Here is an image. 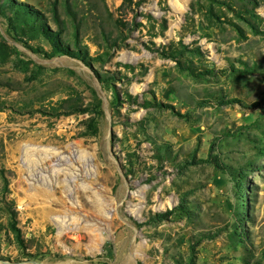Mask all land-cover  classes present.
<instances>
[{"label":"rangeland","instance_id":"obj_1","mask_svg":"<svg viewBox=\"0 0 264 264\" xmlns=\"http://www.w3.org/2000/svg\"><path fill=\"white\" fill-rule=\"evenodd\" d=\"M9 262L264 264V0H0Z\"/></svg>","mask_w":264,"mask_h":264},{"label":"bare ground","instance_id":"obj_2","mask_svg":"<svg viewBox=\"0 0 264 264\" xmlns=\"http://www.w3.org/2000/svg\"><path fill=\"white\" fill-rule=\"evenodd\" d=\"M75 148V147H74ZM36 150V151H35ZM36 152V153H35ZM46 158V152L44 150H42L41 148H29L28 146H23L22 147V160L24 162V165L27 169L31 170V169H35L37 168L36 166L38 165L39 162H41L43 159ZM76 159L79 161L80 165L88 170L89 167V163H88V157H87V153L82 150L77 148V153H76ZM23 165V163H22ZM59 168V167H56ZM51 170H53L51 168ZM55 170V168H54ZM61 170V169H59ZM63 170V169H62ZM65 170V169H64ZM32 172V171H31ZM52 172V171H51ZM54 172V171H53ZM65 172V171H64ZM68 172V171H67ZM72 172V171H71ZM55 174V173H54ZM50 175V174H49ZM45 176V175H44ZM55 176V175H54ZM53 176H49V179L52 181L50 182V180L47 182V179L43 177V181H45V184H48L50 182V184H52V186H55L56 184H58V180L56 177H54V179L52 180ZM57 180V181H56ZM44 183H37V184H44ZM47 186V185H46ZM82 186V185H81ZM84 186V185H83ZM79 187V185H78ZM49 188V190L51 189L50 186L47 187ZM53 188V187H52ZM71 189V188H70ZM51 191V190H50ZM61 191L63 192L64 195L69 196V187L68 185L63 182L61 183ZM93 198H91L94 202V205L97 207V210L99 213H101L102 215H105L106 213V200H103L104 198L102 197V195H100L98 192L93 191V196H91ZM91 200V201H92ZM54 224L56 225L57 228V232H61V230L63 229V222H64V217L65 215L62 214H54V215H50ZM66 218V217H65ZM70 220H74V217H70ZM69 222V221H68ZM67 224V223H66ZM64 231V230H63ZM133 258V257H132ZM26 262H20V264H23ZM28 263V262H27ZM33 263V262H31ZM35 263V262H34ZM57 263V262H56Z\"/></svg>","mask_w":264,"mask_h":264},{"label":"water","instance_id":"obj_3","mask_svg":"<svg viewBox=\"0 0 264 264\" xmlns=\"http://www.w3.org/2000/svg\"><path fill=\"white\" fill-rule=\"evenodd\" d=\"M9 264H20V262H9Z\"/></svg>","mask_w":264,"mask_h":264}]
</instances>
